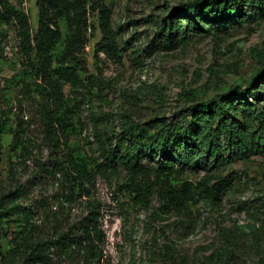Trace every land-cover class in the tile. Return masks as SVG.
<instances>
[{
    "label": "rangeland",
    "instance_id": "1",
    "mask_svg": "<svg viewBox=\"0 0 264 264\" xmlns=\"http://www.w3.org/2000/svg\"><path fill=\"white\" fill-rule=\"evenodd\" d=\"M9 1L28 15L33 33L36 0ZM181 1L186 0H101L118 55L96 48L101 13L87 4V42L74 64L79 79L72 85L63 77L55 82L73 125L68 147L94 172L81 192L74 187L72 194L56 169L67 161V147L50 144L42 127L40 106L50 99L52 85L34 76L14 22L1 23L0 194L14 190L16 199L0 206V264H23L16 251L24 234L54 238L65 230L82 233L93 223L101 233L92 248L54 243L48 264H264L263 143L248 138L238 149L217 127L232 119L258 125L256 86L264 85V74L253 78L264 66V2L245 5L241 18L200 29L176 9ZM164 25L188 30V42L149 51L148 41ZM60 27L68 33L64 21ZM62 46L60 40L55 59L61 58ZM243 87V99L223 104L221 115H206L203 139H189L182 148L180 177L194 182L208 172L231 181L217 202L196 195L183 209L166 208L156 194L136 202L124 184L122 165L102 160L97 134L115 142L121 118L180 119L201 128L190 113L183 119L185 108L191 112L194 103L227 90L228 96H239ZM17 124L28 141L23 154L11 144Z\"/></svg>",
    "mask_w": 264,
    "mask_h": 264
},
{
    "label": "trees",
    "instance_id": "2",
    "mask_svg": "<svg viewBox=\"0 0 264 264\" xmlns=\"http://www.w3.org/2000/svg\"><path fill=\"white\" fill-rule=\"evenodd\" d=\"M263 2L264 0H186L179 2L176 9L185 13L198 28L208 29L214 21L241 18L247 10L245 5L255 7ZM36 4L37 26L33 33L30 31L28 15L16 8L9 0H0V25L8 19L14 22L20 47L24 50L34 76L52 85L50 99L40 106L42 127L50 144L56 147H63V145L67 147L65 152L67 161L58 164L56 169L66 176L70 184L67 193L72 194L74 187L81 192L85 181L89 182L94 172L88 166V162L75 155L68 147L67 135L73 125L68 113V103L64 105L59 95L60 86L55 82L63 77L72 85L79 79V73L74 64L78 62L77 52L87 42L88 5H96L92 7L98 8L101 13V37L96 42V48L118 55L119 47L109 25L107 7L101 0H36ZM61 21L66 24L67 34L62 33ZM190 35L186 29L172 30L170 25L169 27L164 25L159 27L150 38L147 47L149 51L172 49L187 43ZM60 40L63 43L61 58L55 59L53 50ZM53 74H56V79L53 78ZM263 74L264 66L256 72L253 79L258 80ZM256 87L257 93L261 95L259 100L261 102L256 112L257 126L237 119L222 120L217 123L219 132L223 133L238 149L248 138L262 142L264 148V85L260 83ZM246 89L247 87L241 88L238 91L240 95H234L233 98L228 96L232 91L227 90L196 102L191 112L185 108L186 113H183V119L187 117V113H190L191 118L198 121L201 128L192 127L180 119L166 121L156 118L149 122H134L131 119L121 118L120 132L115 142L109 136L103 137L97 134V147L102 160L106 164L119 162L122 165L126 173L124 184L127 191L133 194L132 197L136 202L146 200L153 194L157 195L166 208L183 209L187 202L194 200L196 195L217 202L224 190L230 187L231 181L208 172L194 182L180 177L183 166L179 163L186 156L182 148L189 139H203V131L208 125L206 115L209 113L221 115L224 113L223 104L239 103L247 94ZM22 131L23 127L17 124L13 130L11 142L13 149H19L21 154L29 150L27 137L23 136ZM208 144L211 145V142ZM98 169L103 171L105 166H100ZM13 192L15 191L10 190L0 194V206L3 201L10 202L16 199ZM3 212L4 210L0 209V214ZM69 232V230L59 232L54 238L34 239L24 234L19 240L22 248L16 252L22 257L23 264H48V251L52 244L61 243L63 247H66L65 244L84 243L83 246L87 250L93 247L94 237L100 239L101 229L93 223L90 229L85 226L82 233Z\"/></svg>",
    "mask_w": 264,
    "mask_h": 264
}]
</instances>
